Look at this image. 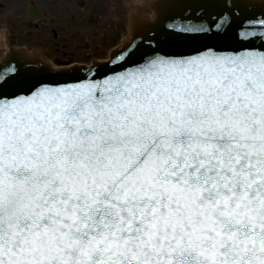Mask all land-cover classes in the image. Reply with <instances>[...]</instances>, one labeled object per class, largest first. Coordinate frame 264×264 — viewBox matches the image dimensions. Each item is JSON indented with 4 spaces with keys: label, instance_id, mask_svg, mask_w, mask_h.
<instances>
[{
    "label": "snow or ice",
    "instance_id": "snow-or-ice-1",
    "mask_svg": "<svg viewBox=\"0 0 264 264\" xmlns=\"http://www.w3.org/2000/svg\"><path fill=\"white\" fill-rule=\"evenodd\" d=\"M221 28L170 24L163 42ZM252 35L230 53L164 55L133 36L113 68H87L95 78L43 66L0 79V264H264Z\"/></svg>",
    "mask_w": 264,
    "mask_h": 264
},
{
    "label": "water",
    "instance_id": "water-1",
    "mask_svg": "<svg viewBox=\"0 0 264 264\" xmlns=\"http://www.w3.org/2000/svg\"><path fill=\"white\" fill-rule=\"evenodd\" d=\"M148 6L153 11V18L145 17L139 11L129 13V34L122 44L111 52L110 60L112 54L123 47L133 36H135L134 44L141 45V52L151 54L153 49H158L161 50V55L192 54L194 49L202 48L204 44L216 45L219 50L230 53L237 48L234 37L244 28H248L253 33L248 41L250 46L259 48L264 45V36L261 35L264 25L259 23L264 20V0H151ZM29 16L36 20L38 18L37 9H31ZM189 23L202 24L205 28L211 26L213 33H215V24L222 23V28L218 35L210 33L208 36L192 37L180 43L177 42L179 37H172L168 43L163 42L168 25H175L179 33ZM1 55L0 79L11 80L13 73L18 78L30 69L43 66L53 69L36 51L29 54L25 49L11 48L6 55ZM132 59L139 60V54ZM109 61L95 62L92 67L95 68L98 63L107 65L111 69L114 66L109 64ZM79 67L81 71L76 75L83 78H95L87 72V66ZM115 70L122 69L116 67ZM60 79L62 83L72 82L66 78Z\"/></svg>",
    "mask_w": 264,
    "mask_h": 264
},
{
    "label": "rangeland",
    "instance_id": "rangeland-1",
    "mask_svg": "<svg viewBox=\"0 0 264 264\" xmlns=\"http://www.w3.org/2000/svg\"><path fill=\"white\" fill-rule=\"evenodd\" d=\"M79 1L85 2L83 7H79ZM141 1L142 5L134 4V0H0V32L6 40L3 50L9 46L54 50L58 54H54L58 62H52L56 67L106 60L126 36L127 12L134 8L149 12L143 6L148 0ZM31 3L43 13L37 27L30 25L27 16ZM72 46L81 51L76 60L70 54L61 57Z\"/></svg>",
    "mask_w": 264,
    "mask_h": 264
},
{
    "label": "flooded vegetation",
    "instance_id": "flooded-vegetation-1",
    "mask_svg": "<svg viewBox=\"0 0 264 264\" xmlns=\"http://www.w3.org/2000/svg\"><path fill=\"white\" fill-rule=\"evenodd\" d=\"M82 3H84L85 4V2H82V1H79L78 2V4L80 5V4H82ZM36 5V4H35ZM95 9V8H94ZM40 12H41V18L43 17V13H42V10L40 9ZM94 13V12H93ZM76 17V16H75ZM79 18V17H78ZM77 18V19H78ZM92 18H90L89 20H91ZM30 25H34V27H37V23H30ZM63 28V26L61 27V29ZM55 36L57 37V34H56V32H55ZM80 52L81 51H79V49H77V47L76 46H72V48H71V50H67L66 52H64L63 54H62V56L61 57H66L67 56V54H70L71 55V58L72 59H75L76 60V58L80 55ZM46 55H47V57L48 58H52L55 62H58V58L56 57V56H54V54H57V52L56 51H54V50H52V52H49V49L48 50H46ZM58 55V54H57ZM74 55V56H73Z\"/></svg>",
    "mask_w": 264,
    "mask_h": 264
},
{
    "label": "bare ground",
    "instance_id": "bare-ground-1",
    "mask_svg": "<svg viewBox=\"0 0 264 264\" xmlns=\"http://www.w3.org/2000/svg\"><path fill=\"white\" fill-rule=\"evenodd\" d=\"M134 3L140 4V5L143 4V2L141 0H135ZM5 42H6L5 36H4L3 32H0V49H3L6 46ZM0 54H2V53H0Z\"/></svg>",
    "mask_w": 264,
    "mask_h": 264
}]
</instances>
